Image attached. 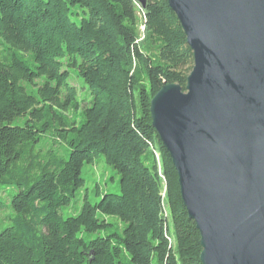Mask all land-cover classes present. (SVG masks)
Returning a JSON list of instances; mask_svg holds the SVG:
<instances>
[{
    "label": "trees",
    "instance_id": "obj_1",
    "mask_svg": "<svg viewBox=\"0 0 264 264\" xmlns=\"http://www.w3.org/2000/svg\"><path fill=\"white\" fill-rule=\"evenodd\" d=\"M145 1L143 9L137 0H0V184L18 191L0 264H203L201 235L151 115L165 86L186 91L194 55L168 0ZM72 73L91 99L79 123L63 114L78 108ZM21 118L25 126L12 125ZM51 133L67 158L40 149ZM101 157L120 175L121 195L65 219L84 166ZM108 217L125 225L122 234L87 241L113 227Z\"/></svg>",
    "mask_w": 264,
    "mask_h": 264
},
{
    "label": "water",
    "instance_id": "obj_2",
    "mask_svg": "<svg viewBox=\"0 0 264 264\" xmlns=\"http://www.w3.org/2000/svg\"><path fill=\"white\" fill-rule=\"evenodd\" d=\"M143 9L145 0H137ZM194 55L152 100L203 264H264V0H168Z\"/></svg>",
    "mask_w": 264,
    "mask_h": 264
},
{
    "label": "rangeland",
    "instance_id": "obj_3",
    "mask_svg": "<svg viewBox=\"0 0 264 264\" xmlns=\"http://www.w3.org/2000/svg\"><path fill=\"white\" fill-rule=\"evenodd\" d=\"M140 19V30L143 24V15L139 13ZM76 21L80 22V19L75 18ZM25 61L30 65L34 66L33 62L29 58H25ZM38 86L42 85V81L37 82ZM27 90L30 94H35L36 88L30 87L27 84ZM70 85L75 87L78 91V108H71L67 113L63 112L71 121L77 120L79 123L82 119V112L90 106V96L87 92L85 83L82 79L78 78L75 73L71 74ZM26 118H21L15 121L12 125L23 127L25 126ZM43 137L41 142L40 149L44 150H54L60 152L64 157H68L69 152L66 153L65 144L62 143L58 137L51 133ZM144 161L151 166L153 164L152 153L149 152L145 157ZM82 178L85 181L84 187H82L75 195L72 200V203L62 209L61 215L65 218H71L79 215L83 206L86 202H89L91 205H97L102 197L107 194L121 195L120 181L121 177L118 175L117 171L112 167L107 165L104 158L101 157L94 164H86L82 170ZM17 188L14 185L4 186L0 184V200H2L6 208L0 211V233L5 229L11 226L10 217L12 216L11 202L13 197L17 194ZM107 221L113 225L112 228L107 231H101L99 234L87 235L84 234L87 241L95 239L99 236H106L111 233L122 234V229L125 225L119 222L114 217H108Z\"/></svg>",
    "mask_w": 264,
    "mask_h": 264
},
{
    "label": "built area",
    "instance_id": "obj_4",
    "mask_svg": "<svg viewBox=\"0 0 264 264\" xmlns=\"http://www.w3.org/2000/svg\"><path fill=\"white\" fill-rule=\"evenodd\" d=\"M142 15H143V13H142ZM140 31H141V33H142V34H144V26H143V25H142V27H141V30H140Z\"/></svg>",
    "mask_w": 264,
    "mask_h": 264
}]
</instances>
